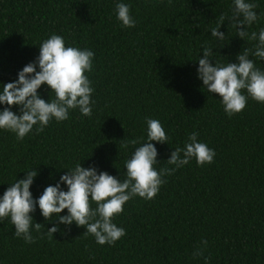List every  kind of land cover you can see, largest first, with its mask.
Returning <instances> with one entry per match:
<instances>
[{
	"label": "trees",
	"instance_id": "obj_1",
	"mask_svg": "<svg viewBox=\"0 0 264 264\" xmlns=\"http://www.w3.org/2000/svg\"><path fill=\"white\" fill-rule=\"evenodd\" d=\"M247 2L258 5V21L248 29L258 33L264 0ZM117 3L130 6L134 27L117 19ZM233 7V0H0V92L36 61L52 34L63 36L66 47L94 53L93 69L85 73L94 89L91 117L70 109L67 120H51L38 135L34 126L23 140L0 129V196L36 168L30 191L38 199L79 162L123 181L125 162L140 145H122L133 138L146 142L147 118L159 120L169 137L168 143L152 141L158 171L175 167L167 163L171 152L190 142L193 132L216 153L211 164L198 166L193 158L164 177L154 199L126 202L113 219L126 235L114 245L97 244L75 222L29 244L5 218L0 264H264V103L249 97L244 110L229 117L197 74L205 45L213 48V64L226 65L257 43L237 36L229 20L219 29L224 41L211 35ZM250 59L264 70V59ZM38 93L46 101L55 96L46 84ZM11 110L20 114L19 106ZM61 188L66 191V184ZM31 215L33 224L44 225L42 233L58 223L45 220L38 204ZM198 249L204 255L194 258Z\"/></svg>",
	"mask_w": 264,
	"mask_h": 264
},
{
	"label": "clouds",
	"instance_id": "obj_2",
	"mask_svg": "<svg viewBox=\"0 0 264 264\" xmlns=\"http://www.w3.org/2000/svg\"><path fill=\"white\" fill-rule=\"evenodd\" d=\"M171 4V0H169ZM232 15L226 19L221 15L211 35L218 41H224L226 34L219 31L225 20H229L236 35L247 41H256L253 48H243L237 54V62L221 65L213 64V48L205 45L203 57L198 59V78L209 93L218 94L225 113L232 117L240 113L247 105L249 97L264 103V70L256 67L250 56L264 59V28L259 32L248 29L258 21L255 9L258 5L247 0H233ZM117 19L123 27H134L136 21L130 15V6L125 3L116 4ZM40 52L36 61L30 62L18 72V79L4 83L0 92V104L6 105L0 110V129L15 133L17 140L32 132L40 134L55 119L57 122L69 118V110L79 108L82 115L92 116L91 99L94 89L86 72L93 69V51L77 47L65 46L63 36L52 34L39 46ZM37 65L39 71H37ZM49 86L54 98L45 100L40 97L38 89L41 85ZM246 90V94L245 93ZM12 106H19V113L12 111ZM147 140L142 138L126 140L122 145H137L131 158L125 162L126 178L121 181L106 171H99L92 165L83 167L81 162L68 169L60 176L55 185H48L38 199H34L30 187L38 175L36 168L26 170L22 179H16L0 196V221L10 217L15 228V236L22 237L25 243H35L44 235L53 238L59 231V224L70 226L73 222L86 228L85 235H92L99 245H114L126 235V230L113 223L115 216L121 214L123 206L130 199L139 196L145 200L154 199L160 186L166 183L164 177L172 175L177 169L187 165L195 158L198 166L211 164L216 155L215 150L206 143L198 142V132L189 135L184 147H176L167 160L172 168L154 167L157 163L158 151L152 141L168 143L161 122L147 118ZM183 154V155H181ZM66 184L67 190L61 188ZM96 207L93 208L92 204ZM45 220L58 218V223L42 233V223L33 224L36 206ZM67 209L66 215H60ZM41 235L34 237L32 231ZM205 247L208 241L202 240ZM203 250L193 252V257L203 256ZM208 261V257H204Z\"/></svg>",
	"mask_w": 264,
	"mask_h": 264
}]
</instances>
